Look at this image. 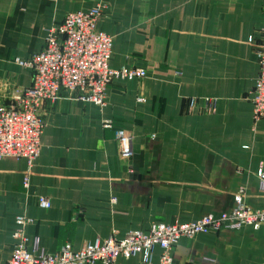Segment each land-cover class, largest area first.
I'll use <instances>...</instances> for the list:
<instances>
[{
	"label": "crops",
	"instance_id": "1",
	"mask_svg": "<svg viewBox=\"0 0 264 264\" xmlns=\"http://www.w3.org/2000/svg\"><path fill=\"white\" fill-rule=\"evenodd\" d=\"M99 2L106 9L96 31L112 38L109 67L146 76L113 80L102 106L67 92L46 103L30 188L22 185L24 159H0V264L18 217L33 220L25 227L29 250L37 240L55 252L229 212L239 187L251 209H264L257 177L264 119L253 121L248 100L258 74L248 37H264V0H0V101L31 84L16 59L40 52L46 30L67 13ZM191 97L217 104L191 110ZM118 129L133 136L127 162L118 156ZM159 256L157 248L150 264ZM170 257V264H264V225L181 238ZM117 264L143 263L119 256Z\"/></svg>",
	"mask_w": 264,
	"mask_h": 264
},
{
	"label": "built area",
	"instance_id": "2",
	"mask_svg": "<svg viewBox=\"0 0 264 264\" xmlns=\"http://www.w3.org/2000/svg\"><path fill=\"white\" fill-rule=\"evenodd\" d=\"M106 6L99 2L86 11L67 13L62 22L46 30L43 49L28 60L16 59L19 66L30 69V86L13 90L11 97L0 101V159L16 158L26 161L27 170L22 185L30 188V171L39 155V143L44 131L41 108L57 99L62 92L72 94L75 99L104 105L106 90L115 79H140L146 76L141 68L121 67L112 69L109 62L112 54V38L96 31V23ZM258 65V74L248 100L252 105L254 122L264 119V37L256 40L248 37ZM189 108L212 111L217 104L214 98L187 99ZM105 127H111L106 122ZM118 156L127 162L133 155V136L124 129L115 131ZM259 185L264 190V172H257ZM245 187L235 193L236 206L229 212L217 216L207 215L196 221L166 225H154L149 232L132 231L122 238L111 235L103 240L86 242L79 250L63 245L55 252H45L35 240L31 250L25 227L32 219L18 217L13 231L14 245L6 264H117V258L140 256L143 264L152 262L155 249H160L159 264H170V252L181 238H192L199 234L217 233L221 229L238 230L242 227L254 229L264 225V209H251L244 201ZM114 201V200H113ZM43 209L50 207L45 197L37 198Z\"/></svg>",
	"mask_w": 264,
	"mask_h": 264
}]
</instances>
